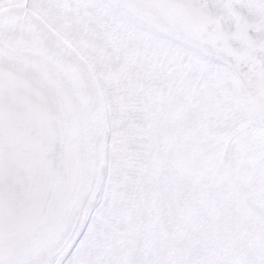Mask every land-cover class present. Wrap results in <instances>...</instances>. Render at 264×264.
<instances>
[{
    "label": "snow or ice",
    "instance_id": "obj_1",
    "mask_svg": "<svg viewBox=\"0 0 264 264\" xmlns=\"http://www.w3.org/2000/svg\"><path fill=\"white\" fill-rule=\"evenodd\" d=\"M0 264H264V0H0Z\"/></svg>",
    "mask_w": 264,
    "mask_h": 264
}]
</instances>
